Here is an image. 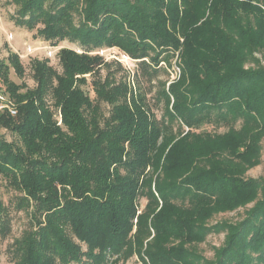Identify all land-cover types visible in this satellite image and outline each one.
Returning a JSON list of instances; mask_svg holds the SVG:
<instances>
[{
	"label": "trees",
	"instance_id": "1",
	"mask_svg": "<svg viewBox=\"0 0 264 264\" xmlns=\"http://www.w3.org/2000/svg\"><path fill=\"white\" fill-rule=\"evenodd\" d=\"M15 1L22 4L17 26L37 30L54 45L78 43L83 53L62 49V74L38 63L35 90L18 93L14 82L7 88L17 115L0 114V127L15 131L21 145L0 137V177L21 194L14 208L26 211L31 225L18 249H8L12 261L124 264L138 256L143 264H264V196L239 224L227 225L231 230L213 260L197 249L221 231L205 226L214 212L248 202L258 185L239 179L227 161L195 159L186 147L188 163L178 161L173 148L182 142L163 157L175 139L163 141L165 134L184 132L182 126L192 135L209 134L201 131L205 125L239 121L264 128V66L255 56L264 59V0H157L156 19L129 0ZM112 47L150 59L154 68L145 61L141 68L155 75L160 56L172 68L179 55L177 85L159 93L166 103L161 119L125 82L110 87L94 80L96 104L83 89V76L101 60L91 53ZM12 62L21 74L18 59ZM251 63L256 67L247 69ZM8 69L0 64L5 85ZM102 102L111 106L109 117ZM11 232L10 209L0 199V242Z\"/></svg>",
	"mask_w": 264,
	"mask_h": 264
},
{
	"label": "rangeland",
	"instance_id": "2",
	"mask_svg": "<svg viewBox=\"0 0 264 264\" xmlns=\"http://www.w3.org/2000/svg\"><path fill=\"white\" fill-rule=\"evenodd\" d=\"M86 1V0H85ZM131 4L138 5L141 9L145 10L150 16L154 15L157 0H129ZM167 3V0H165ZM87 3V2H86ZM22 4H18L15 0H0V64L5 63L8 69V84H3L0 79V84L3 85V89L11 98V101L16 108L18 103L10 91L9 84L11 82L17 84L19 88L18 93L24 94L28 90H35L37 88L36 79V67L38 63H45L47 67L52 68L59 74L63 73V67L61 65L60 51L62 49H71L77 53H83L82 47L78 43H72L69 40H64L58 45H54L42 37L38 36L37 30L29 31L27 29L20 28L16 25L15 19L19 15ZM85 4L82 2L76 7L77 12L73 16L74 25H78L80 19L83 18V10ZM135 8V6H133ZM130 10V8H128ZM156 19V17H155ZM150 25H155L156 20ZM42 27V26H40ZM93 55H100L101 60L98 65L90 73L85 74L83 77L88 84L83 89L90 95L93 102L96 104V96L92 91V82L98 78L102 83H107L110 87L118 85L120 83H127L132 86L133 90L140 94L148 107V109L161 119L164 114L166 103L160 96L161 90L169 91L170 86L175 85L177 80L181 77V69L178 67V57L176 54L175 59L171 62L172 68L168 63L163 61L164 56H160V64L157 67L160 71L157 75L153 74L151 69L154 68L153 62L148 58L134 59L126 51L119 47H112L107 49L96 50L91 53ZM256 58L260 59V63L264 66V59L261 55L255 54ZM17 58L19 65L23 69V72L18 74L16 71L13 60ZM142 61L151 65V69L143 70L141 68ZM247 69L255 68L254 64H248ZM56 84V83H55ZM177 85V84H176ZM49 105L52 103L50 99ZM171 106H173L174 99L171 98ZM101 106L104 117H109L111 112V106L106 103H99ZM5 113V112H2ZM0 113V114H2ZM11 116L15 117L12 113L8 112ZM57 125L62 126L63 120L61 113H56L54 116ZM259 118H257V121ZM181 123V122H179ZM185 131H171L166 133L163 141L166 139L170 143V138H175L171 144L166 148L163 157L168 154V151L172 146H175L179 142L184 143L181 146L173 148V156L178 161L187 162V157L182 154L185 153L182 147H186L191 156L195 159L207 158L214 156L218 162L227 161L231 167L234 168V173L238 174L237 177L245 183L257 184L258 188L255 196L248 200L246 203L233 207L229 210L215 211L211 218L205 223L207 228L212 226H220L221 231L211 232L207 236L206 240L200 244H197V249L201 255L206 259L213 260L216 249L224 246L228 231L231 230L227 225L235 226L246 218L247 213L256 206L257 203L263 200L264 196V128L254 127L251 124L238 122L234 127L215 125H205L201 131H207L206 135H192L188 134V129L185 126ZM188 134V136H186ZM0 137H2L8 143H15L21 145L17 133L9 128L0 127ZM252 149L256 152L253 156H249V152ZM208 164V165H207ZM205 164L211 166L210 163ZM236 169L239 172H236ZM176 171L183 174L184 170L175 168ZM261 184V185H260ZM260 185V186H259ZM21 196L19 192L11 188L7 180L4 177H0V199L3 203L9 207L11 215L12 232L5 239L2 240L0 250V264H15L12 261V256L9 253V248L16 247L18 240L23 239L30 231V217L26 211H16L14 208V202L16 198ZM147 200H140L141 210H145L147 206ZM160 210V206L157 212ZM152 218V217H151ZM84 249V248H83ZM90 261L86 262L89 264ZM124 264H143L138 256H134Z\"/></svg>",
	"mask_w": 264,
	"mask_h": 264
},
{
	"label": "built area",
	"instance_id": "3",
	"mask_svg": "<svg viewBox=\"0 0 264 264\" xmlns=\"http://www.w3.org/2000/svg\"><path fill=\"white\" fill-rule=\"evenodd\" d=\"M2 112H10L13 115L17 113L11 98L8 97V94L3 88H0V113Z\"/></svg>",
	"mask_w": 264,
	"mask_h": 264
}]
</instances>
